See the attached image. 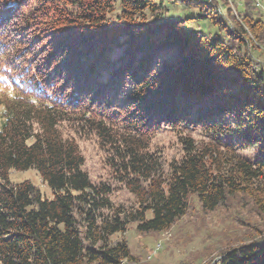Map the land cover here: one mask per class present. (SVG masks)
Masks as SVG:
<instances>
[{
    "label": "trees",
    "instance_id": "obj_1",
    "mask_svg": "<svg viewBox=\"0 0 264 264\" xmlns=\"http://www.w3.org/2000/svg\"><path fill=\"white\" fill-rule=\"evenodd\" d=\"M248 33L264 47L255 0H0V264L132 262L113 238L165 232L192 201L248 230L219 264H264V71ZM64 126L96 138L131 209L89 179ZM164 129L177 159L151 152ZM27 170L50 200L9 180Z\"/></svg>",
    "mask_w": 264,
    "mask_h": 264
},
{
    "label": "rangeland",
    "instance_id": "obj_2",
    "mask_svg": "<svg viewBox=\"0 0 264 264\" xmlns=\"http://www.w3.org/2000/svg\"><path fill=\"white\" fill-rule=\"evenodd\" d=\"M231 1L234 4L240 3V0ZM255 1L262 10L264 0ZM170 10L176 13L174 8ZM177 13L176 15L180 14L178 16L180 18L188 17L185 13H181V10H177ZM193 29L204 34L215 32L207 22L193 23ZM246 38L249 42L247 52L253 58L255 68H258V72L264 71V47L254 41L249 33ZM1 95L0 92V99ZM61 132L76 141L84 159L82 169L89 179L95 184H109L112 188L111 202L116 207L131 209L134 206V199L121 184L111 178L110 169L106 165L108 155L100 149L96 138L93 135L73 134L65 126L61 128ZM180 136L168 129L161 130L151 142V152L159 153L165 161L177 159L181 155ZM190 136L196 142H205L197 131ZM242 155L247 159H253L255 151H244ZM9 180L13 184L28 181L40 191L42 197L48 200L52 198L51 191L33 170L12 171L9 173ZM191 204V211L165 232L139 235L135 225H131L124 234L114 237V240L123 239L127 242L133 258L132 262H123V264H219L220 256L227 249L238 245L248 233L247 228L240 225L239 219L232 212L228 213L222 208L206 215L201 214L195 201ZM241 222L247 223L244 220Z\"/></svg>",
    "mask_w": 264,
    "mask_h": 264
},
{
    "label": "bare ground",
    "instance_id": "obj_3",
    "mask_svg": "<svg viewBox=\"0 0 264 264\" xmlns=\"http://www.w3.org/2000/svg\"><path fill=\"white\" fill-rule=\"evenodd\" d=\"M263 11H264V7H263Z\"/></svg>",
    "mask_w": 264,
    "mask_h": 264
}]
</instances>
